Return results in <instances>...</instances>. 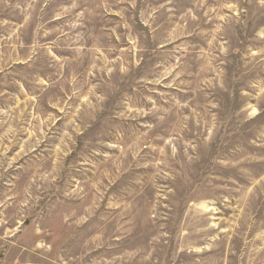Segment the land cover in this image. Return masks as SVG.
<instances>
[{
	"label": "rangeland",
	"instance_id": "1",
	"mask_svg": "<svg viewBox=\"0 0 264 264\" xmlns=\"http://www.w3.org/2000/svg\"><path fill=\"white\" fill-rule=\"evenodd\" d=\"M1 264H264V0H0Z\"/></svg>",
	"mask_w": 264,
	"mask_h": 264
},
{
	"label": "water",
	"instance_id": "2",
	"mask_svg": "<svg viewBox=\"0 0 264 264\" xmlns=\"http://www.w3.org/2000/svg\"><path fill=\"white\" fill-rule=\"evenodd\" d=\"M1 264V263H0Z\"/></svg>",
	"mask_w": 264,
	"mask_h": 264
}]
</instances>
